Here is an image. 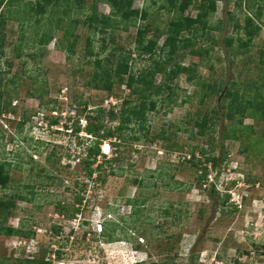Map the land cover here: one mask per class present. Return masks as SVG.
I'll return each mask as SVG.
<instances>
[{
	"label": "rangeland",
	"instance_id": "374dc122",
	"mask_svg": "<svg viewBox=\"0 0 264 264\" xmlns=\"http://www.w3.org/2000/svg\"><path fill=\"white\" fill-rule=\"evenodd\" d=\"M28 1L35 2L14 0L17 7L10 15L20 18ZM245 1L216 2L208 19L211 28L197 40L209 53L193 56L186 49L176 57L185 66L199 62L195 83L184 74L174 80L173 101L158 103L144 129L135 127L140 140L126 137L119 146H101L107 160L116 153L122 158L106 164L103 183L86 178L79 165L92 139L84 130L75 133L74 124L82 127L83 116L99 103L117 108L130 91L124 83H115L112 93L90 85L94 60H113L112 49L121 47L122 54L131 52L134 71L149 66L151 59L137 55V27L147 29L145 42L157 34L160 45L175 13L162 8V0H134L133 8L146 10L144 19L96 31L82 22L93 0H61L44 15L31 13L22 24L6 21L0 108H8L11 100L16 113L0 114V162L9 172L0 200L15 202L4 224L33 236L0 234V264H29L41 256L54 264H264V115L257 111L241 117L229 108L225 94L234 86L250 93L255 80L264 90V0ZM96 10L98 15L111 12L104 0ZM184 14L195 17L197 9L192 4ZM248 14L261 27L246 44L240 26ZM76 18L81 20L71 28ZM57 22L61 27L55 38L39 44L48 25ZM68 27L73 31L69 40L64 37ZM160 80L156 74L155 82ZM22 115L30 118L19 125ZM52 116L58 123H48ZM195 122L205 123L202 133ZM103 123L117 124L107 115ZM193 154L203 164H193ZM201 165L207 168L203 185L198 181ZM77 193L83 196L82 213L74 219L57 214L54 203L72 202ZM109 236L115 240L108 242Z\"/></svg>",
	"mask_w": 264,
	"mask_h": 264
},
{
	"label": "trees",
	"instance_id": "16d2710c",
	"mask_svg": "<svg viewBox=\"0 0 264 264\" xmlns=\"http://www.w3.org/2000/svg\"><path fill=\"white\" fill-rule=\"evenodd\" d=\"M61 0H35V2L28 1L24 2V9L19 12L21 14L20 18L17 16L10 15L13 12L12 7H17L14 0H0V52H2V40L4 38V32L2 29L6 21L9 19H17L22 24L25 19L29 18L33 13L36 15H44L48 10L59 5ZM80 3L82 0H76ZM100 0H93L90 4L89 9L91 12L86 15L82 22L90 29L96 31H104L108 27L116 28L118 24L122 21H132L133 23L139 17L144 19L147 16V12L144 8L138 9L133 8L134 0H104L109 4L111 12L109 15L97 14L96 3ZM218 0H162L161 7L166 8L170 12H174V17L168 22V26L165 30V38L163 42L158 44L157 34L154 38H150L145 42L146 28L137 27V32L135 36L136 48L138 50L137 55H146L151 59L152 63L145 68L134 71L130 65L129 59H131V52L128 55L122 54V48H113V52L110 54L113 60L110 58H105V60L99 57L94 60V69L92 71V78L90 80V85L95 88L107 90L108 93H112V88L115 83L125 84L130 93L128 97L122 99L121 104L117 108L114 105H109L108 108H104L101 103L97 104L93 108H89L86 115L83 116L84 125L81 127L80 124H74V132L78 133L84 130L86 134L92 139L86 147L83 148L82 158L79 159V165L84 171V175L88 179L94 181H99L101 183L105 182L106 174V164L109 162L110 167L112 161L122 162L120 158V153L115 155L111 160L105 158V154L101 152V146L105 140H109V145L119 146L126 141V137H129L132 141H139L140 136L136 135L135 127L138 129H144L146 126V120L149 112L156 110L158 103L164 104L167 102H172L175 95V87L173 85L174 80L180 75L184 74L186 81L195 83L196 78V67L199 62H193L187 66L180 64L176 57L179 56L180 52L189 49L191 55L203 57L209 53L210 48H202L198 45V37L204 34L211 25L208 24V19L216 11V2ZM242 3L243 0H238ZM249 1V0H246ZM245 1V2H246ZM249 3V2H248ZM195 6L197 9V15L195 17L185 15V11L190 7V5ZM16 5V6H15ZM78 8H82L83 5L77 4ZM7 7L8 9L4 8ZM250 8V5L247 6ZM7 10V11H6ZM16 11V10H15ZM17 12V11H16ZM50 15V14H49ZM101 15V18L99 17ZM50 17V16H49ZM81 20V18H76L72 20L71 28ZM37 23L40 22L37 18ZM61 24L57 22L55 25L49 24L46 31H44L37 42L39 44L49 43L55 36L53 35L55 29L60 28ZM260 25L255 24V18L251 14L246 15L245 24L240 26L243 29L246 39L243 43H248L252 38L258 34L260 30ZM71 28H66L64 31V37L69 40L68 36H73V31ZM200 33V34H199ZM69 34V35H68ZM111 41L113 40L112 33ZM76 36H74L73 40ZM87 44L90 46L91 42L88 37ZM231 44V39L227 40V45ZM71 51H73V42L70 44ZM87 53L93 54V51L88 49ZM1 69V66H0ZM160 74V82H155V75ZM1 77V76H0ZM13 81L10 78L7 82ZM250 93H244L239 87L234 86V88H228L225 92L226 97H228L229 108L234 112L238 113L241 117L245 116L247 113L261 112L264 115V90L262 91L259 81L251 82ZM165 93V95H164ZM115 97L118 94H114ZM9 103L8 108H0V114L4 113H16L15 106H10L11 100H7ZM78 103H82L79 100ZM87 105V102H84ZM85 105V106H86ZM84 106V107H85ZM85 109V108H84ZM91 113V114H89ZM108 117L111 121H116L115 126H106L103 123L104 116ZM23 120L19 119V125H23L24 121L29 120L30 115H22ZM101 118L103 120H101ZM59 119L57 117L49 118V124L58 123ZM78 123V122H77ZM195 125L200 128L199 133H202L205 123L195 122ZM65 126H67L65 124ZM130 130L129 136H126L125 130ZM145 132V136H146ZM163 138H165L163 136ZM114 139V142L112 141ZM202 154L204 150H201ZM80 155V154H79ZM79 157V156H78ZM99 157H103V160H99ZM194 154L190 161L193 164H203L200 159L194 160ZM210 161V158H205ZM213 166H216L217 160L212 157ZM202 174L198 177V181L203 185L207 179V168L201 165ZM111 174L115 172L110 170ZM9 172L5 167L3 162H0V186L6 187L8 185ZM78 183V182H77ZM83 184V180H81ZM178 183V182H177ZM80 190H85L80 187ZM229 194L224 196L223 202L228 200ZM83 196L79 193L75 194L72 202H67L65 200H58L54 203V210L57 214L67 218L74 219L76 216L83 211ZM15 207L14 201L0 200V214L3 219L0 220V234L12 236L17 235L21 237H32L33 232H25L20 227L7 226L4 221L9 217L11 209ZM168 214V210H166ZM58 231V230H57ZM101 235H105L102 232ZM113 236H109L107 241H114ZM55 259L61 258V253L59 250L54 252ZM29 264H54L53 259L46 258L45 256L32 258L27 260ZM155 264V263H154ZM167 264V263H165Z\"/></svg>",
	"mask_w": 264,
	"mask_h": 264
},
{
	"label": "clouds",
	"instance_id": "9594fccd",
	"mask_svg": "<svg viewBox=\"0 0 264 264\" xmlns=\"http://www.w3.org/2000/svg\"><path fill=\"white\" fill-rule=\"evenodd\" d=\"M105 145H107L108 146V148H109V145H108V143H104V144H102V147H104ZM105 152V151H104Z\"/></svg>",
	"mask_w": 264,
	"mask_h": 264
},
{
	"label": "bare ground",
	"instance_id": "6f19581e",
	"mask_svg": "<svg viewBox=\"0 0 264 264\" xmlns=\"http://www.w3.org/2000/svg\"><path fill=\"white\" fill-rule=\"evenodd\" d=\"M105 151V150H104Z\"/></svg>",
	"mask_w": 264,
	"mask_h": 264
}]
</instances>
